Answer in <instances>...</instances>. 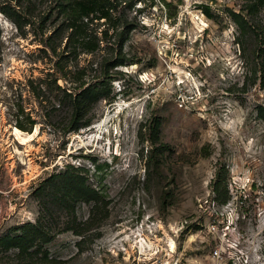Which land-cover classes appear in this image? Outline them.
<instances>
[{"label":"rangeland","instance_id":"rangeland-1","mask_svg":"<svg viewBox=\"0 0 264 264\" xmlns=\"http://www.w3.org/2000/svg\"><path fill=\"white\" fill-rule=\"evenodd\" d=\"M66 2L0 0V264H264V0Z\"/></svg>","mask_w":264,"mask_h":264},{"label":"trees","instance_id":"trees-1","mask_svg":"<svg viewBox=\"0 0 264 264\" xmlns=\"http://www.w3.org/2000/svg\"><path fill=\"white\" fill-rule=\"evenodd\" d=\"M113 1L114 0H67L65 4L62 3L64 11L63 21L68 29L66 43L68 45H73L75 41L78 43L80 42L86 51H91L97 48L99 45V38H97L96 34H91L89 25L94 19H109L114 5ZM253 3L254 2H251L249 5H252ZM123 39L124 34L120 36L119 41ZM65 93L70 95L71 91ZM33 122L34 120L29 118L27 124L17 120L15 125L20 130H30ZM81 185L82 192L87 194V196L97 194V190L94 187L83 184Z\"/></svg>","mask_w":264,"mask_h":264},{"label":"built area","instance_id":"built-area-1","mask_svg":"<svg viewBox=\"0 0 264 264\" xmlns=\"http://www.w3.org/2000/svg\"><path fill=\"white\" fill-rule=\"evenodd\" d=\"M213 253H214V254H217V250H216V249H214V250H213Z\"/></svg>","mask_w":264,"mask_h":264},{"label":"bare ground","instance_id":"bare-ground-1","mask_svg":"<svg viewBox=\"0 0 264 264\" xmlns=\"http://www.w3.org/2000/svg\"><path fill=\"white\" fill-rule=\"evenodd\" d=\"M16 132H19L17 129H15ZM80 140V139H79Z\"/></svg>","mask_w":264,"mask_h":264}]
</instances>
